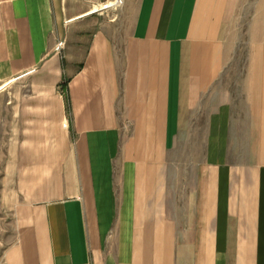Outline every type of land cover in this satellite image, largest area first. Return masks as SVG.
Instances as JSON below:
<instances>
[{
    "label": "crops",
    "instance_id": "crops-1",
    "mask_svg": "<svg viewBox=\"0 0 264 264\" xmlns=\"http://www.w3.org/2000/svg\"><path fill=\"white\" fill-rule=\"evenodd\" d=\"M120 8L0 0V264H264V0Z\"/></svg>",
    "mask_w": 264,
    "mask_h": 264
},
{
    "label": "rangeland",
    "instance_id": "rangeland-1",
    "mask_svg": "<svg viewBox=\"0 0 264 264\" xmlns=\"http://www.w3.org/2000/svg\"><path fill=\"white\" fill-rule=\"evenodd\" d=\"M114 1L115 0H75L79 8L85 7V12L93 13V15H102L103 13L106 20L107 16L109 18L108 20H111L121 8L102 12H100V9L102 6L113 3ZM245 39V37H242V40ZM236 44V50L232 54L234 62L229 67L226 75L238 79L240 73L244 70V68L240 66L243 65V62L250 56V52L248 49L249 45L245 42H242L241 45L238 42ZM234 83H236V79ZM232 86L235 88V85ZM12 89L14 90V88ZM13 158L14 149L0 147V258L6 248L12 244L15 234L13 221V208L15 205V164L12 162Z\"/></svg>",
    "mask_w": 264,
    "mask_h": 264
},
{
    "label": "built area",
    "instance_id": "built-area-1",
    "mask_svg": "<svg viewBox=\"0 0 264 264\" xmlns=\"http://www.w3.org/2000/svg\"><path fill=\"white\" fill-rule=\"evenodd\" d=\"M121 5H122V0H115L113 3L102 6L100 9V12L109 11V10H116L117 8H120ZM62 48H63V43L59 42V43H57L55 51L60 52L62 50Z\"/></svg>",
    "mask_w": 264,
    "mask_h": 264
}]
</instances>
